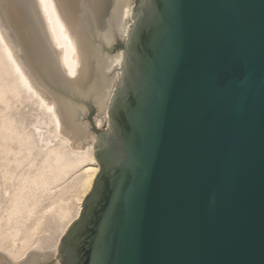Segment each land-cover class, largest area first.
Here are the masks:
<instances>
[{
  "label": "water",
  "instance_id": "1",
  "mask_svg": "<svg viewBox=\"0 0 264 264\" xmlns=\"http://www.w3.org/2000/svg\"><path fill=\"white\" fill-rule=\"evenodd\" d=\"M133 13L95 130L100 172L59 262L264 264V0H141Z\"/></svg>",
  "mask_w": 264,
  "mask_h": 264
},
{
  "label": "bare ground",
  "instance_id": "2",
  "mask_svg": "<svg viewBox=\"0 0 264 264\" xmlns=\"http://www.w3.org/2000/svg\"><path fill=\"white\" fill-rule=\"evenodd\" d=\"M130 2L112 0L113 6L108 11L109 0H0V62L6 67L4 71L0 65V100L6 110L10 109V98L19 89L30 94L42 109L40 113L44 116L29 134L37 143L39 155L51 156L59 162L64 158L57 145L52 144L53 136L57 135L72 153L89 151L92 157L78 191L81 194L74 219L81 213L100 164L95 157L97 136L81 120L85 109L69 96L94 97L104 113L103 118H95L97 129L109 121L107 111L113 91L122 81L125 54L121 51L110 56L104 52V44H111L116 33L125 41L130 37L136 18ZM48 79L63 89L55 92ZM0 113L7 117L0 129V141L6 143L17 122L14 120V125L8 114ZM57 247L58 243L53 249L54 256H58ZM34 257L31 250L25 259L29 263ZM15 258L10 257L8 264H28ZM54 264H61L58 258Z\"/></svg>",
  "mask_w": 264,
  "mask_h": 264
},
{
  "label": "rangeland",
  "instance_id": "3",
  "mask_svg": "<svg viewBox=\"0 0 264 264\" xmlns=\"http://www.w3.org/2000/svg\"><path fill=\"white\" fill-rule=\"evenodd\" d=\"M129 1L132 6L141 2V0ZM112 6L110 2L108 11ZM97 42L102 44L98 39ZM124 45L125 40L118 34L111 44H107L104 52L110 56L115 55L123 51ZM35 61L38 63L37 60ZM0 65L5 71L3 61ZM47 81L55 92L63 89L60 84L57 86L50 79ZM23 92L25 91L17 89L11 96L10 109L6 110L5 104L0 100V112L8 114L14 125H16L15 121L18 125L6 143L0 141V264H8L10 257L28 263L25 257L31 250L35 257L28 264H54L57 255L54 256L53 249L57 243L59 246L58 241L66 226L69 223L71 225L75 220L81 194L78 191H81L85 168L91 163L92 157L89 151L72 153L63 138L57 135L53 136L52 144L57 145L64 158L59 162L51 156L39 155L37 143L32 134H29L33 132V127L42 117L43 112L40 113L42 109L38 108L34 98L30 94L28 96L26 92L23 96ZM69 97L71 99H68L84 107L81 120L88 123L92 132L95 133V130L103 132L108 129L109 121H104L102 128L97 129L94 126L96 117H104L94 97L72 95ZM0 115V129H2L5 124L2 122L6 121L7 117H2L1 113ZM19 126L27 132H23L24 130ZM45 129L48 128H44V132L47 131Z\"/></svg>",
  "mask_w": 264,
  "mask_h": 264
}]
</instances>
